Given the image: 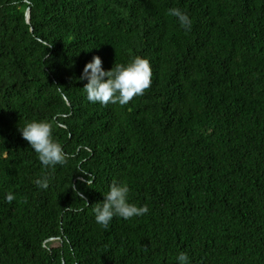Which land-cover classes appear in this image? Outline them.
Segmentation results:
<instances>
[{"label":"trees","instance_id":"1","mask_svg":"<svg viewBox=\"0 0 264 264\" xmlns=\"http://www.w3.org/2000/svg\"><path fill=\"white\" fill-rule=\"evenodd\" d=\"M95 56L106 71L148 58L151 87L89 102L79 78ZM41 120L64 165L44 168L23 139ZM113 182L149 213L105 229L93 209ZM180 252L264 264V0H0V264H178Z\"/></svg>","mask_w":264,"mask_h":264},{"label":"clouds","instance_id":"2","mask_svg":"<svg viewBox=\"0 0 264 264\" xmlns=\"http://www.w3.org/2000/svg\"><path fill=\"white\" fill-rule=\"evenodd\" d=\"M168 14L175 17L185 31H191L193 21L190 16L180 8H171ZM80 80H87L83 87L87 99L91 103L107 105L109 103L126 105L136 96L144 95L152 85V68L150 60L146 57L135 56L127 64L116 65L111 70H104L102 59L93 57L83 69ZM63 91V89H60ZM23 139L37 154L42 166L46 169L56 165H64L68 154L63 145L54 137L53 125L46 121H32L19 128ZM37 187L47 189L49 177L47 175L35 181ZM75 190V186L73 185ZM82 197V193H80ZM130 187L127 183L113 182L109 190L104 193V200L96 203L93 209L95 222L107 229L115 217L128 220L133 217L145 216L149 213V206H138L130 201ZM5 201L11 204L15 200V194L7 192ZM178 264H190L187 252H180L177 256ZM60 264H65L64 259Z\"/></svg>","mask_w":264,"mask_h":264},{"label":"water","instance_id":"3","mask_svg":"<svg viewBox=\"0 0 264 264\" xmlns=\"http://www.w3.org/2000/svg\"><path fill=\"white\" fill-rule=\"evenodd\" d=\"M26 16H27V19H28L29 18V9L27 10Z\"/></svg>","mask_w":264,"mask_h":264},{"label":"rangeland","instance_id":"4","mask_svg":"<svg viewBox=\"0 0 264 264\" xmlns=\"http://www.w3.org/2000/svg\"><path fill=\"white\" fill-rule=\"evenodd\" d=\"M53 244L56 245L57 244V241H54Z\"/></svg>","mask_w":264,"mask_h":264}]
</instances>
